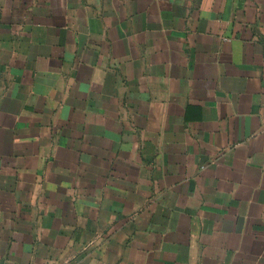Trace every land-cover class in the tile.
Instances as JSON below:
<instances>
[{"label":"crops","instance_id":"1","mask_svg":"<svg viewBox=\"0 0 264 264\" xmlns=\"http://www.w3.org/2000/svg\"><path fill=\"white\" fill-rule=\"evenodd\" d=\"M0 264H264V0H0Z\"/></svg>","mask_w":264,"mask_h":264}]
</instances>
